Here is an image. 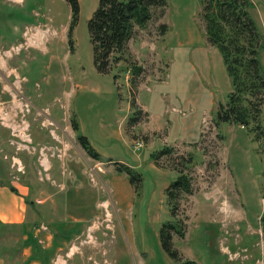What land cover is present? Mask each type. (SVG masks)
<instances>
[{"label":"rangeland","instance_id":"1","mask_svg":"<svg viewBox=\"0 0 264 264\" xmlns=\"http://www.w3.org/2000/svg\"><path fill=\"white\" fill-rule=\"evenodd\" d=\"M79 1L71 50L66 0H0V177L33 204L25 226L42 255L9 229L0 264H180L161 245L168 222L184 233L173 235L183 262L264 264V153L249 129L217 121L233 87L204 0H167L136 30L139 75L128 62L99 71L88 21L100 0ZM251 1L264 34V0ZM259 59L264 71V47ZM123 164L141 174L138 192ZM181 175L191 191L170 197Z\"/></svg>","mask_w":264,"mask_h":264},{"label":"trees","instance_id":"2","mask_svg":"<svg viewBox=\"0 0 264 264\" xmlns=\"http://www.w3.org/2000/svg\"><path fill=\"white\" fill-rule=\"evenodd\" d=\"M71 7V23L68 30L70 49L73 50V32L80 19V1L66 0ZM167 0H100L97 9L88 21V31L94 50V62L101 73H107L113 66L128 62V71L139 75L142 67L136 62H129V42L135 36L138 28L145 29L154 19L156 11L160 16L166 13ZM251 0H204L203 19L208 41L221 53L228 74L232 80L233 90L227 100L221 103L217 112V121L238 124L249 129L255 139L260 143L264 153V71L259 59L261 49L264 47V34L251 16ZM161 28L167 30V25ZM220 120V121H219ZM132 124L138 121L137 115L131 118ZM73 129L79 132L80 127L76 118H73ZM78 142L87 154L100 161L101 155L92 146L89 138L83 134L78 135ZM0 165L2 160L0 159ZM121 173H126L130 183L137 192L140 190L142 178L132 167L123 164ZM0 175L5 177L0 167ZM0 185L11 188L19 194L17 188L11 186L5 178L0 177ZM177 191L190 192L189 178L181 175L168 188L170 197L175 198ZM28 206L33 204L25 198ZM36 204V202H34ZM28 219V218H27ZM264 233V215L261 218ZM26 223L5 224L0 222V232L9 229H21L22 234L27 233L24 244L32 246L31 260L39 258L41 250L34 234L27 231ZM183 237L184 233L178 223L168 222L160 231V241L164 251L169 257L180 264H194V261H182L178 250L174 248L173 235ZM1 250L12 253L11 246L2 247Z\"/></svg>","mask_w":264,"mask_h":264},{"label":"crops","instance_id":"3","mask_svg":"<svg viewBox=\"0 0 264 264\" xmlns=\"http://www.w3.org/2000/svg\"><path fill=\"white\" fill-rule=\"evenodd\" d=\"M16 194L11 188L0 185V222L5 224L27 223L28 207L25 194L20 190Z\"/></svg>","mask_w":264,"mask_h":264}]
</instances>
